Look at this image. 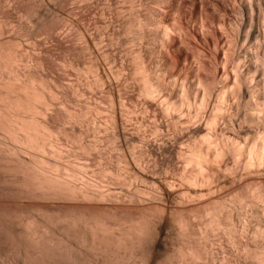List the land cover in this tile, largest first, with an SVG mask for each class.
Wrapping results in <instances>:
<instances>
[{
    "label": "bare ground",
    "instance_id": "1",
    "mask_svg": "<svg viewBox=\"0 0 264 264\" xmlns=\"http://www.w3.org/2000/svg\"><path fill=\"white\" fill-rule=\"evenodd\" d=\"M0 264H264V0H0Z\"/></svg>",
    "mask_w": 264,
    "mask_h": 264
},
{
    "label": "rangeland",
    "instance_id": "2",
    "mask_svg": "<svg viewBox=\"0 0 264 264\" xmlns=\"http://www.w3.org/2000/svg\"><path fill=\"white\" fill-rule=\"evenodd\" d=\"M19 17H22V16H19ZM23 18V17H22ZM20 19V18H19ZM24 19V18H23ZM20 20H22V19H20Z\"/></svg>",
    "mask_w": 264,
    "mask_h": 264
}]
</instances>
